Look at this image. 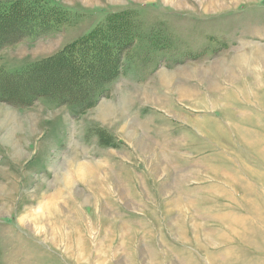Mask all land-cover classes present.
I'll return each instance as SVG.
<instances>
[{
    "label": "rangeland",
    "instance_id": "obj_1",
    "mask_svg": "<svg viewBox=\"0 0 264 264\" xmlns=\"http://www.w3.org/2000/svg\"><path fill=\"white\" fill-rule=\"evenodd\" d=\"M53 1L69 22L3 71L112 13L138 34L81 110L0 101V264H264V0Z\"/></svg>",
    "mask_w": 264,
    "mask_h": 264
},
{
    "label": "trees",
    "instance_id": "obj_2",
    "mask_svg": "<svg viewBox=\"0 0 264 264\" xmlns=\"http://www.w3.org/2000/svg\"><path fill=\"white\" fill-rule=\"evenodd\" d=\"M67 9L53 0H0V51L19 38L37 41L58 33L69 22ZM134 14L112 13L103 25L21 70L7 72L0 67V101L21 95L30 101L50 99L80 110L87 102H94L95 96L120 75L122 62L133 49L138 34ZM49 73L54 74L50 86L44 82ZM24 87L32 90L25 91L29 96L21 92Z\"/></svg>",
    "mask_w": 264,
    "mask_h": 264
},
{
    "label": "crops",
    "instance_id": "obj_3",
    "mask_svg": "<svg viewBox=\"0 0 264 264\" xmlns=\"http://www.w3.org/2000/svg\"><path fill=\"white\" fill-rule=\"evenodd\" d=\"M248 49V48H247ZM245 51H248V50H245Z\"/></svg>",
    "mask_w": 264,
    "mask_h": 264
}]
</instances>
